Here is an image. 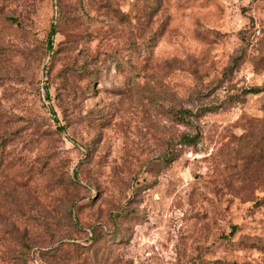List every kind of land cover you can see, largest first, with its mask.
<instances>
[{
    "label": "rangeland",
    "instance_id": "rangeland-1",
    "mask_svg": "<svg viewBox=\"0 0 264 264\" xmlns=\"http://www.w3.org/2000/svg\"><path fill=\"white\" fill-rule=\"evenodd\" d=\"M0 264H264V0H0Z\"/></svg>",
    "mask_w": 264,
    "mask_h": 264
},
{
    "label": "trees",
    "instance_id": "trees-1",
    "mask_svg": "<svg viewBox=\"0 0 264 264\" xmlns=\"http://www.w3.org/2000/svg\"><path fill=\"white\" fill-rule=\"evenodd\" d=\"M48 48L49 49L51 48L50 42H49ZM260 91H262V88H260V87H251V88L246 90L247 93L248 92H250V93H258ZM193 137L194 136H192L189 140H193Z\"/></svg>",
    "mask_w": 264,
    "mask_h": 264
}]
</instances>
